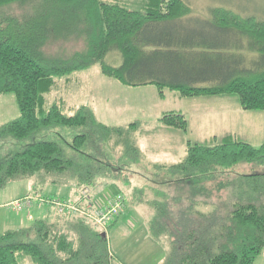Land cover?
Here are the masks:
<instances>
[{"label":"trees","instance_id":"obj_1","mask_svg":"<svg viewBox=\"0 0 264 264\" xmlns=\"http://www.w3.org/2000/svg\"><path fill=\"white\" fill-rule=\"evenodd\" d=\"M13 1L0 0V8ZM238 11L213 6L200 19L187 0H133L131 6L127 0H39L32 15L0 13V93L13 92L19 110L0 125V138L29 139L0 157V187L31 176L67 183L77 192L70 200L81 207L83 188L98 189L124 169L105 160V144L123 145V156L138 161L131 137L136 122L107 124L85 104L72 113L56 102L44 107L55 76L94 62L124 85L229 94L243 109L264 112V15ZM60 33L83 36L85 48L47 57L43 44ZM112 51L120 56L116 65L105 60ZM159 120L187 130L181 112L166 111ZM251 162H264V140L258 147L230 133L213 135L211 143L188 140L185 156L167 167L172 179L164 187L149 189L150 195L131 188L128 200L154 211L148 225L167 241L164 264L254 263L264 249V171L228 175V168ZM245 183L252 189H238ZM185 186L187 195L180 193ZM103 228L80 212L36 218L0 233V264H18L24 254L37 264H111Z\"/></svg>","mask_w":264,"mask_h":264},{"label":"rangeland","instance_id":"obj_2","mask_svg":"<svg viewBox=\"0 0 264 264\" xmlns=\"http://www.w3.org/2000/svg\"><path fill=\"white\" fill-rule=\"evenodd\" d=\"M38 1H13L3 5L0 13H10L16 17L32 15V7ZM127 1L131 6L133 0ZM187 2L193 16L200 19L207 18L213 6L232 8L245 14L264 15V0H187ZM83 48H85L83 36L73 33L53 36L42 47L50 58H67L76 50ZM105 60L116 65L120 62V56L118 52L112 51L105 56ZM53 102L63 105L66 113L74 112L81 104L89 105L93 108L96 118L107 124L127 127L129 123L136 122L131 137L139 149L138 161L134 162L130 157L123 156L125 151L123 145L112 141L105 144L106 149H103L107 153L105 160L119 164V167L124 169L117 175L118 178L112 179L109 175L110 183L100 185L99 188L102 189L93 188L96 192L100 191L99 196L105 192L119 191L125 197L122 211L107 222L104 228L101 226L112 255L111 264H164L169 247L167 241L163 237L155 238L148 225V219L154 211L146 203L130 202L128 195L135 185L146 189L148 195L149 189L164 187L167 181L172 179L167 167L185 156L188 140L211 143L213 135L219 137L227 133L255 147L264 140V112L243 109L233 95H180L177 90L169 88H163L160 93L152 84L124 85L103 74L98 62L87 68L55 76L54 84L45 94L44 107L48 108ZM170 110L183 113L187 121L186 131L161 123L160 116ZM18 114L14 93H0V125ZM28 141V138L21 141L9 136L0 138V157L19 149ZM156 165L164 166L157 168ZM228 170L229 176H235L236 172L264 171V162L239 163ZM70 188L67 183L51 182L49 179L40 181L35 176L8 181L0 187V233L8 229L28 227L36 218L53 221L57 215L55 205L33 203L17 209L13 208L10 202L7 204V201L15 199V196L20 194H32L35 190L43 193L53 192L52 194L58 198L68 199L71 194ZM238 189L252 188L245 183ZM183 192L187 195L186 186L184 191H180ZM18 264L37 263L24 254L18 257ZM254 264H264V249Z\"/></svg>","mask_w":264,"mask_h":264},{"label":"built area","instance_id":"obj_3","mask_svg":"<svg viewBox=\"0 0 264 264\" xmlns=\"http://www.w3.org/2000/svg\"><path fill=\"white\" fill-rule=\"evenodd\" d=\"M84 197L83 202H80L81 207L66 198H50L39 194L38 192L27 193L21 197L10 201L13 208H20L36 204H51L55 205L57 212L65 211L80 212L89 220L98 226L105 227L106 223L118 215L125 206V197L119 192H105L102 196H95L96 192L90 187H85L81 190Z\"/></svg>","mask_w":264,"mask_h":264},{"label":"crops","instance_id":"obj_4","mask_svg":"<svg viewBox=\"0 0 264 264\" xmlns=\"http://www.w3.org/2000/svg\"><path fill=\"white\" fill-rule=\"evenodd\" d=\"M148 85V84H147ZM89 106V105H88ZM91 107V106H90ZM91 109L93 110V108L91 107ZM93 112H94V110H93ZM71 189V188H70ZM98 189H102V188H99V186H98ZM71 191V194L69 195V200L70 199H74L76 196H77V192L74 190V189H71L70 190ZM102 191V190H101ZM96 192V191H95ZM40 193H43L42 191L40 192ZM53 192H47V193H44V194H46V195H53L52 194ZM20 195H25V194H20ZM20 195H18V196H15V198H17V197H21ZM95 196H99L100 195V191L99 192H96L95 194H94ZM53 196H55V195H53ZM55 197H57V196H55ZM58 198V197H57ZM14 199V198H13ZM11 201V200H10ZM10 201H7L6 203L8 204ZM28 217H30V216H28ZM257 260V259H256ZM255 260V261H256ZM254 261V262H255ZM254 264V263H253Z\"/></svg>","mask_w":264,"mask_h":264}]
</instances>
